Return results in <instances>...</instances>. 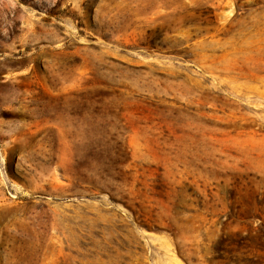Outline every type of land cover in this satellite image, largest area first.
Masks as SVG:
<instances>
[{
    "label": "rangeland",
    "instance_id": "1",
    "mask_svg": "<svg viewBox=\"0 0 264 264\" xmlns=\"http://www.w3.org/2000/svg\"><path fill=\"white\" fill-rule=\"evenodd\" d=\"M0 264H264V0H0Z\"/></svg>",
    "mask_w": 264,
    "mask_h": 264
}]
</instances>
